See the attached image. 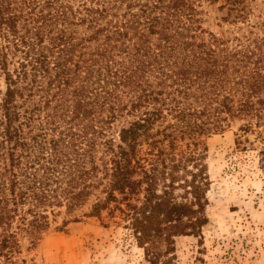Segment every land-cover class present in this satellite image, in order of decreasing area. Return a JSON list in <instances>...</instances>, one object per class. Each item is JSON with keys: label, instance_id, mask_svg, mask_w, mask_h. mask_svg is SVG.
<instances>
[{"label": "trees", "instance_id": "1", "mask_svg": "<svg viewBox=\"0 0 264 264\" xmlns=\"http://www.w3.org/2000/svg\"><path fill=\"white\" fill-rule=\"evenodd\" d=\"M235 122L264 165V0H0V264L84 206L172 264Z\"/></svg>", "mask_w": 264, "mask_h": 264}, {"label": "rangeland", "instance_id": "2", "mask_svg": "<svg viewBox=\"0 0 264 264\" xmlns=\"http://www.w3.org/2000/svg\"><path fill=\"white\" fill-rule=\"evenodd\" d=\"M225 29L211 27L220 34ZM237 126L232 123L204 140L207 224L199 237L173 238L172 264H264V165L257 154L261 145L256 140L252 146L235 145ZM173 194L181 200L180 189ZM87 207L74 211L77 222L61 230L56 228L63 214L56 216L36 247L22 252L24 264H149L120 216L84 217Z\"/></svg>", "mask_w": 264, "mask_h": 264}]
</instances>
